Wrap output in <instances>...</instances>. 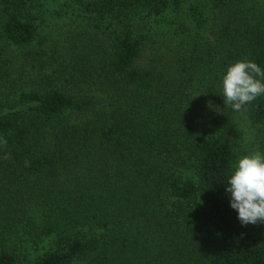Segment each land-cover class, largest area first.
I'll return each instance as SVG.
<instances>
[{
    "label": "trees",
    "instance_id": "trees-1",
    "mask_svg": "<svg viewBox=\"0 0 264 264\" xmlns=\"http://www.w3.org/2000/svg\"><path fill=\"white\" fill-rule=\"evenodd\" d=\"M40 1L0 0V264H264L225 190L264 95L248 152L221 84L264 0Z\"/></svg>",
    "mask_w": 264,
    "mask_h": 264
},
{
    "label": "clouds",
    "instance_id": "clouds-1",
    "mask_svg": "<svg viewBox=\"0 0 264 264\" xmlns=\"http://www.w3.org/2000/svg\"><path fill=\"white\" fill-rule=\"evenodd\" d=\"M221 84L223 102L240 110L264 95V69L250 60L236 61L226 68ZM225 190L241 226L264 223V153L239 158Z\"/></svg>",
    "mask_w": 264,
    "mask_h": 264
},
{
    "label": "rangeland",
    "instance_id": "rangeland-1",
    "mask_svg": "<svg viewBox=\"0 0 264 264\" xmlns=\"http://www.w3.org/2000/svg\"><path fill=\"white\" fill-rule=\"evenodd\" d=\"M40 4L44 5V14L49 22L58 20L60 16H63V6L69 5L71 7V0H41ZM67 19L66 21H68ZM237 124L244 131L245 139L243 145L248 152L254 151L256 148V128L252 126L249 121L246 111L242 106L240 110H237L235 114Z\"/></svg>",
    "mask_w": 264,
    "mask_h": 264
}]
</instances>
